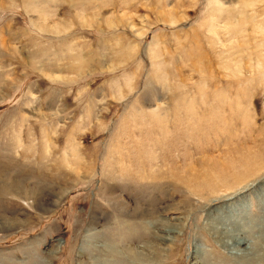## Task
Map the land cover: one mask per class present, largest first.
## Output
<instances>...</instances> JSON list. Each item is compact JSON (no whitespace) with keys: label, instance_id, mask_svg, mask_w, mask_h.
Masks as SVG:
<instances>
[{"label":"rangeland","instance_id":"rangeland-1","mask_svg":"<svg viewBox=\"0 0 264 264\" xmlns=\"http://www.w3.org/2000/svg\"><path fill=\"white\" fill-rule=\"evenodd\" d=\"M195 248L264 264V0H0V264Z\"/></svg>","mask_w":264,"mask_h":264},{"label":"bare ground","instance_id":"bare-ground-1","mask_svg":"<svg viewBox=\"0 0 264 264\" xmlns=\"http://www.w3.org/2000/svg\"><path fill=\"white\" fill-rule=\"evenodd\" d=\"M222 56V55H221ZM232 73V72H231ZM228 74H230V72L228 73ZM230 75H232V74H230ZM158 189V188H157ZM141 190V189H140ZM141 191H144L143 189L141 190ZM143 193V192H142ZM146 193V192H145ZM144 194V193H143ZM143 196V195H142ZM147 197V196H146ZM60 200V199H59ZM138 200V199H137ZM143 201V200H142ZM147 201V200H146ZM145 203V202H144ZM140 204V207L139 208H137L136 210H134V212H132L131 214H130V221H132V223L131 224H125L124 225V227H125V229L123 228V227H121L120 228V231H121V233L120 234H122L124 237H123V240L124 239H126V241L127 240H130V237L132 236V234H134V231H138V230H143V232H146L148 229H149V226H150V224H148V226L145 224V223H147V221H145L146 219H148L149 218V216H151V213L148 211V210H146V209H143L142 207V202L141 203H139ZM238 205V204H237ZM228 206V205H227ZM231 208V207H230ZM225 210H226V214H225V216L224 217H219V216H214V217H211L210 218V222L211 223H209L208 225L209 226H211V230H212V232L220 239V240H223V239H226V238H228L229 237V235L228 234H225L226 232H223L222 231V229L221 228H216V227H213V225H215V224H217L218 222H222L223 224H227V222H233V221H235V220H233V221H231L229 218V216H231V214L233 215V213H234V216H238V215H235L236 214V212L233 210V209H231V210H229V208H224ZM233 212V213H232ZM241 213H243V212H241ZM232 217V216H231ZM212 219V220H211ZM231 219H233V218H231ZM145 221V222H144ZM229 239H231L230 237H229ZM234 244H231V245H227V244H225V243H223L225 246H228V247H235L236 248V246H242V247H244V246H246L245 244H246V242L247 241H245V239H244V233H243V237H240V236H237V237H235L234 238ZM252 242V245H247V247L245 248H243V250L245 249L247 252H250V255H251V253H252V256H251V258L253 259V262H256V260H257V258H258V255H256V251H254V253H253V250L256 248V243H255V240H253V241H251ZM248 244V243H247ZM233 247V248H234ZM249 248H251L252 249V251L249 249ZM196 249V248H195ZM247 249H249V251L247 250ZM193 255L195 256H193L194 257V263L193 264H203V263H201V262H198V255H199V250H194V253H193ZM199 257H200V255H199ZM263 261H264V259H263Z\"/></svg>","mask_w":264,"mask_h":264}]
</instances>
